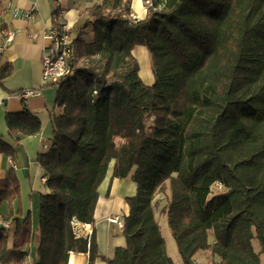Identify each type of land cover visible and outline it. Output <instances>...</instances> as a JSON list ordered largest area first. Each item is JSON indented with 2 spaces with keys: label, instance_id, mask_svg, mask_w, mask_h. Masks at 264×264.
I'll return each mask as SVG.
<instances>
[{
  "label": "trees",
  "instance_id": "16d2710c",
  "mask_svg": "<svg viewBox=\"0 0 264 264\" xmlns=\"http://www.w3.org/2000/svg\"><path fill=\"white\" fill-rule=\"evenodd\" d=\"M131 10L132 0H100L72 27L79 62L58 86L54 136L38 155L48 192L36 264H68L71 252L95 264L96 230L76 236L71 222L95 224L113 160V178L138 189L127 198L126 245L106 264H173L153 207L159 193L183 264H196L201 250L213 264H264V0H155L137 21ZM137 46L151 53L153 84L140 75ZM12 71L0 69L2 84ZM6 124L20 135L41 129L26 104ZM0 153H15L2 135ZM19 196L11 168L0 179V205ZM0 219L15 223L11 245L0 227V264H26L31 217L15 218L11 207Z\"/></svg>",
  "mask_w": 264,
  "mask_h": 264
},
{
  "label": "crops",
  "instance_id": "0c3cea01",
  "mask_svg": "<svg viewBox=\"0 0 264 264\" xmlns=\"http://www.w3.org/2000/svg\"><path fill=\"white\" fill-rule=\"evenodd\" d=\"M97 1L100 0H0V44L5 41L4 32L10 31L14 35L12 43L0 58V69L6 64L13 68L12 74L5 79L4 84L0 82V135L15 145L14 155L0 153V179L7 178L10 169L14 168L20 185L19 198L15 199L12 205L8 201L2 202L0 213L8 214L12 207L15 218L23 220L28 215L31 217L33 234L28 246L30 254L26 264H36L38 259L40 197L48 192L47 178L38 162V155L48 147L54 136L52 118L53 113L59 111L56 106L58 86L43 84L42 52L47 43L43 34L53 26L55 12H62L65 20L74 26L85 10ZM132 8L140 10L134 0ZM31 9V16H25ZM92 36L90 34L88 40H91ZM28 89H35L39 93L30 97L22 96V92ZM25 104L27 110L41 120L40 131L35 135L10 133L6 114L23 112ZM114 165L113 160L99 186L95 224L81 223L82 237L88 238L87 232L90 229L96 230L99 257L95 264H106L104 257H112L118 246L126 245L123 227L124 219L130 213L127 198L135 196L138 189L137 183L131 178H113ZM158 195L153 198V207L166 240L167 253L173 259V264H183L175 239L172 238L174 244L163 231L161 220L164 223L165 219L167 221V199L163 194L162 197ZM19 204L21 215L16 213ZM14 228L13 222L9 230L10 245ZM209 240L214 243L215 237L211 235ZM170 244L173 253L170 251ZM254 247L256 251L261 249L260 244L256 242ZM261 257L264 263V254ZM194 260L196 264H213L212 254L208 250L199 251ZM215 260L220 261L219 257H215ZM68 264H88V253L71 252Z\"/></svg>",
  "mask_w": 264,
  "mask_h": 264
},
{
  "label": "built area",
  "instance_id": "2783aa9c",
  "mask_svg": "<svg viewBox=\"0 0 264 264\" xmlns=\"http://www.w3.org/2000/svg\"><path fill=\"white\" fill-rule=\"evenodd\" d=\"M148 5L153 6V2L147 1ZM1 4V3H0ZM1 6V5H0ZM16 13L18 11L16 10ZM32 9L25 13V16L30 17ZM128 17L137 21L140 18L131 11ZM53 26L44 32L43 37L46 40V45L42 52V78L45 85L59 84L67 77L73 75L79 62V57L74 48V37L72 34V25L65 20L62 12H55L53 15ZM5 41L0 44V58L4 50L12 43L14 35L13 32H4ZM35 89H28L22 92V96L30 97L38 94ZM115 220V218H112ZM13 224L12 220L0 219V227H3L6 231L11 229ZM73 231L76 236H82L81 223L76 219L72 222ZM93 234V230L90 229L87 232V237L90 238Z\"/></svg>",
  "mask_w": 264,
  "mask_h": 264
},
{
  "label": "rangeland",
  "instance_id": "374dc122",
  "mask_svg": "<svg viewBox=\"0 0 264 264\" xmlns=\"http://www.w3.org/2000/svg\"><path fill=\"white\" fill-rule=\"evenodd\" d=\"M148 0H134L135 5L137 6V8H139L140 10H134L132 8L131 11H133V13L138 16L140 19L144 18L146 16H148L149 14V10H150V5H148ZM151 2H154L155 0H149ZM90 38V37H89ZM134 55L136 56L137 60L140 63L141 66V71H140V75L142 77V79L147 83V84H153L155 82V76H154V70H153V60H152V56L151 53L148 51L147 48H145L144 46H137L134 49ZM55 86V85H54ZM219 191L218 187H214L213 188V193ZM160 197H162V194L159 193ZM161 225L163 227V231L165 234H167L168 239L172 240V238H174L172 236V233L168 227V223L165 219V223L163 220H161ZM12 233V232H11ZM10 235V234H9ZM254 242L259 243L257 240H255ZM174 243V241H173ZM175 244V243H174ZM172 250V246L170 244V251ZM171 253H173L171 251Z\"/></svg>",
  "mask_w": 264,
  "mask_h": 264
}]
</instances>
